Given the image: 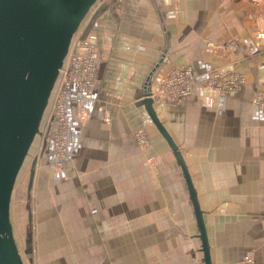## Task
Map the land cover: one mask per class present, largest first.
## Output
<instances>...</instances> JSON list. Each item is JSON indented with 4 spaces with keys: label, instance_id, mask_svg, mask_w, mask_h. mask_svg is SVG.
Wrapping results in <instances>:
<instances>
[{
    "label": "crops",
    "instance_id": "obj_1",
    "mask_svg": "<svg viewBox=\"0 0 264 264\" xmlns=\"http://www.w3.org/2000/svg\"><path fill=\"white\" fill-rule=\"evenodd\" d=\"M262 23L264 0H99L92 7L77 38L98 44L93 96L85 100L86 115L79 118L74 91L69 90L71 132L60 170L52 167L56 157L51 142L42 133L35 139L39 149L24 205L25 242L30 233L32 244L31 252L24 253L31 263L35 191L40 212L51 216L56 205L59 216H72L65 227L49 226V232L42 228L44 234L63 233L57 241L61 246L69 242L79 247L69 254L70 262L84 264L90 247L94 264H205L179 152L203 212L212 264H234L247 252H253L255 264H264V107L252 100L264 89L255 37ZM185 65L195 74L191 94L180 100L155 98V120L142 100L147 91L160 89L161 79ZM216 71L240 73L244 83L231 94L208 91L204 84ZM161 148L169 152L167 177L178 176L179 186L174 179L155 185L153 178L160 173L148 163L163 154ZM128 172L141 180L140 186L129 187ZM176 189L185 212L178 217L166 213L157 220L160 193ZM130 194L138 195L141 203L138 198L130 202ZM146 204L155 215L156 229L147 228L145 221L150 220L144 213L140 239L147 248L157 242L152 234L160 240L166 229L172 232V241L165 240L170 243L163 246L161 240L155 245L159 260H139L135 253L129 210L144 212ZM83 207L89 222L75 226L70 222ZM68 232H76L75 237H68ZM48 241L52 247L53 241ZM40 257H52L45 243Z\"/></svg>",
    "mask_w": 264,
    "mask_h": 264
},
{
    "label": "water",
    "instance_id": "obj_2",
    "mask_svg": "<svg viewBox=\"0 0 264 264\" xmlns=\"http://www.w3.org/2000/svg\"><path fill=\"white\" fill-rule=\"evenodd\" d=\"M98 1L0 0V264H25L10 214L12 193L42 129L71 42ZM150 94L147 91L142 103L155 117ZM171 145L175 148L173 141ZM177 155L189 182L205 264H212L203 212L186 163L179 152ZM33 176L34 168L30 172V187ZM26 244L25 251L30 253V233Z\"/></svg>",
    "mask_w": 264,
    "mask_h": 264
},
{
    "label": "built area",
    "instance_id": "obj_3",
    "mask_svg": "<svg viewBox=\"0 0 264 264\" xmlns=\"http://www.w3.org/2000/svg\"><path fill=\"white\" fill-rule=\"evenodd\" d=\"M255 37L262 56L260 70L264 78V23L258 29ZM98 56L99 48L94 40L78 37L72 41L65 62L59 71V78L55 88L56 93L50 100L40 131L53 146V152H55L56 157L53 162L55 169L62 168L61 166L67 155V144L71 132V122L68 114L69 90L73 89L74 91L78 117L84 118L86 115L84 102L93 96L92 86L94 84ZM244 78L242 74L235 71H216L208 78L204 86L208 91L216 92L218 90L225 94H231L242 86ZM194 79L195 74L192 66L177 67L169 76L161 79L160 89L151 92L150 96L154 100L155 98H166L170 101L180 100L191 94V83ZM252 100L253 103L264 107V89L259 90ZM234 264H255L253 252H247L242 258L236 260Z\"/></svg>",
    "mask_w": 264,
    "mask_h": 264
},
{
    "label": "rangeland",
    "instance_id": "obj_4",
    "mask_svg": "<svg viewBox=\"0 0 264 264\" xmlns=\"http://www.w3.org/2000/svg\"><path fill=\"white\" fill-rule=\"evenodd\" d=\"M78 33V31H77ZM77 33L75 34L73 40H75L77 38ZM72 40V41H73ZM72 43V42H71ZM57 84V83H56ZM56 85L54 87V89L52 90V96L55 95L56 91H55ZM50 98V100H51ZM50 100H49V104H48V108L50 105ZM47 108V110H48ZM47 112V111H46ZM140 145V143H138ZM138 145V146H139ZM68 146V144H67ZM141 146V145H140ZM139 146V147H140ZM187 146V145H186ZM142 147V146H141ZM39 148H37L36 145V140L35 143L33 144L32 148L29 151V155L28 158L26 159V163H25V167H22V171L21 174L16 182V184L18 185L16 188V190L14 191L13 194V200H12V206H11V217H12V224H13V229H14V234H15V239H16V243L19 246L20 252H21V256L22 259H24L25 264H77L76 262H70L69 259V254H73L79 247H76L74 245H72V243L67 242V244H69V246L65 245H60V243H58V239L60 238L59 234H63V233H59L57 231L48 234H44L42 232V228L43 230L46 228L48 231L49 226H54L56 227L59 223L64 224L62 225L63 227H65V225L68 223V221L71 219L72 216L68 215V216H59V214L57 213V208L56 205L53 206L54 209L51 210L52 213L51 216H48L49 214L47 212H44V210H42V212H40V201L38 200V198H36V193L35 191L33 192L34 195V207L36 210V214H35V218H33V222H32V229L35 231V236L33 239V248L35 249V252L32 253V258L34 259V261L31 263V261H29L28 256L26 255L25 252V248L27 246L26 242H25V238H26V225L28 223V214H27V209L26 207H24L25 202H26V194H25V190H26V186H27V179L29 177L30 174V170H31V165L32 162L34 161V157L36 156V152ZM161 152L163 154L156 155L155 159L152 162H147L150 167H154L158 169V172L160 173L158 177H156L157 179L153 178L155 181V185L161 184V185H165L168 183L171 184L173 182H175V186H179L180 179L178 178V176H173V177H167V174L170 172H168V170H170V162H166L165 161V157L166 155L169 154L168 151H166L164 148H161ZM67 151V150H66ZM160 153V152H159ZM53 167V166H52ZM153 168V169H154ZM54 170H60V169H55ZM144 173V172H143ZM145 174V173H144ZM143 174V175H144ZM127 175L128 177V184L129 187H138L140 186V181L139 178L137 177H131L130 173L128 172ZM143 178V177H142ZM169 179H171V182ZM151 180V179H149ZM145 185H148L146 182H144ZM151 184V183H149ZM85 186L87 185L86 183L81 184V186ZM80 190L82 191V188L80 187ZM177 190V189H176ZM39 194H41V189L39 188ZM161 200H160V206H159V212L158 215L156 217L157 220L160 219V216L162 218L163 215H166V213L171 214L172 212V216L176 215L177 217L179 216V214L183 215V212H185L184 209H181V205H184V200L183 201H179V196H181V192H179L178 190L173 192V193H168V192H161ZM41 196V195H39ZM130 202L132 203H136V198L139 199V204L141 203L140 197L137 195H131L130 194ZM151 197V195H150ZM85 202H87V200H84ZM152 202V200H150ZM263 201H264V194H263V198H262V203L261 205L263 206ZM150 202V204H151ZM133 204H130V206ZM264 208V206H263ZM59 210L61 211L60 213H62V209L59 208ZM46 211V210H45ZM129 216H130V230H131V235L135 236V242L136 244V256H138L137 258L139 260L143 259L145 261V259L147 258L149 261L151 259H155V260H159L157 258V251L155 249V245H157L161 240L163 244V246H166L168 243V241L165 240H169L172 241V232L170 229H166V232L164 233V235H162V239L158 240L160 235L158 234H152V238H155V240L157 241L156 243H150L149 248H147V246L145 245L144 242L141 241L140 236L144 234L145 232V225H141V221L144 219L143 218V214L146 213V217H149L148 220L150 221H145L147 223V228L149 229H154L155 228V215L154 214H150L152 213L151 210H149L148 205L146 204V208L144 212H141L139 210L136 209H130L129 210ZM79 213L76 214V216H73V221L70 223H73L74 225L77 224H81V222H89V214H87L86 209L83 207L81 209V211H78ZM82 214V215H81ZM140 220V223H139ZM161 221V220H160ZM70 225V224H69ZM75 225V226H77ZM72 226V225H70ZM73 227V226H72ZM57 229V228H56ZM161 229V228H160ZM156 229H154L153 231L155 232ZM165 231V230H164ZM49 232V231H48ZM85 231L80 232L79 234H84ZM88 234L89 232L92 234V232L90 230L87 231ZM71 233V234H70ZM76 232H68L67 235L68 237H75L74 234ZM90 234V235H91ZM163 234V233H162ZM171 234V235H170ZM66 233H64L63 236H61L62 238H65ZM67 237V238H68ZM53 241V246L49 247L48 245L50 243V240ZM45 243L47 244V250L49 251L51 249V253H52V257L51 258H47L46 260L42 259L40 257L41 254V245ZM159 243V244H160ZM145 245V246H144ZM146 247V248H145ZM89 248V249H88ZM92 248V246H91ZM33 249V251H34ZM88 252L85 253L84 257L89 258V260H86L84 264H94L92 257H91V249L90 247H87ZM68 255V256H67ZM168 255V254H166ZM142 256V257H141ZM146 257V258H145ZM255 257V256H254ZM78 264H82L79 263ZM140 264V263H137Z\"/></svg>",
    "mask_w": 264,
    "mask_h": 264
},
{
    "label": "bare ground",
    "instance_id": "obj_5",
    "mask_svg": "<svg viewBox=\"0 0 264 264\" xmlns=\"http://www.w3.org/2000/svg\"><path fill=\"white\" fill-rule=\"evenodd\" d=\"M27 158H28V157H27ZM27 158H26V159H27ZM25 163H26V160H25ZM25 163H24L23 167H25Z\"/></svg>",
    "mask_w": 264,
    "mask_h": 264
},
{
    "label": "trees",
    "instance_id": "obj_6",
    "mask_svg": "<svg viewBox=\"0 0 264 264\" xmlns=\"http://www.w3.org/2000/svg\"><path fill=\"white\" fill-rule=\"evenodd\" d=\"M44 119V118H43Z\"/></svg>",
    "mask_w": 264,
    "mask_h": 264
}]
</instances>
